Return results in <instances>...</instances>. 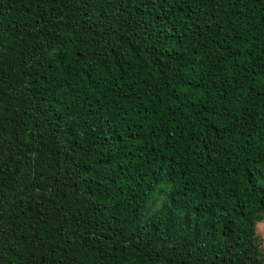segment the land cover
<instances>
[{
	"label": "trees",
	"instance_id": "16d2710c",
	"mask_svg": "<svg viewBox=\"0 0 264 264\" xmlns=\"http://www.w3.org/2000/svg\"><path fill=\"white\" fill-rule=\"evenodd\" d=\"M264 0H0V264H264Z\"/></svg>",
	"mask_w": 264,
	"mask_h": 264
},
{
	"label": "rangeland",
	"instance_id": "374dc122",
	"mask_svg": "<svg viewBox=\"0 0 264 264\" xmlns=\"http://www.w3.org/2000/svg\"><path fill=\"white\" fill-rule=\"evenodd\" d=\"M256 236L260 241L262 247H264V219L259 221L256 226Z\"/></svg>",
	"mask_w": 264,
	"mask_h": 264
}]
</instances>
